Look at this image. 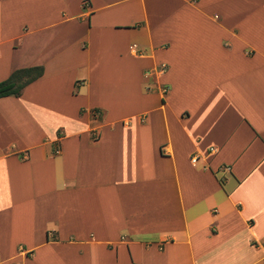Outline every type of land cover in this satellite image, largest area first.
Returning a JSON list of instances; mask_svg holds the SVG:
<instances>
[{
	"label": "crops",
	"instance_id": "obj_1",
	"mask_svg": "<svg viewBox=\"0 0 264 264\" xmlns=\"http://www.w3.org/2000/svg\"><path fill=\"white\" fill-rule=\"evenodd\" d=\"M33 66L0 264H264V0H0V82Z\"/></svg>",
	"mask_w": 264,
	"mask_h": 264
},
{
	"label": "trees",
	"instance_id": "obj_2",
	"mask_svg": "<svg viewBox=\"0 0 264 264\" xmlns=\"http://www.w3.org/2000/svg\"><path fill=\"white\" fill-rule=\"evenodd\" d=\"M41 75V66L12 71L5 80L0 82V98L19 96L25 86L38 79Z\"/></svg>",
	"mask_w": 264,
	"mask_h": 264
},
{
	"label": "built area",
	"instance_id": "obj_3",
	"mask_svg": "<svg viewBox=\"0 0 264 264\" xmlns=\"http://www.w3.org/2000/svg\"><path fill=\"white\" fill-rule=\"evenodd\" d=\"M161 70H163V69L161 68ZM162 93H164V90H162ZM54 153L56 154V153H57V151H55ZM190 161H191V162H194V160H193V159H191Z\"/></svg>",
	"mask_w": 264,
	"mask_h": 264
},
{
	"label": "rangeland",
	"instance_id": "obj_4",
	"mask_svg": "<svg viewBox=\"0 0 264 264\" xmlns=\"http://www.w3.org/2000/svg\"><path fill=\"white\" fill-rule=\"evenodd\" d=\"M27 44H28V42H27ZM25 50H27V52H31L29 49H27V48H25Z\"/></svg>",
	"mask_w": 264,
	"mask_h": 264
}]
</instances>
